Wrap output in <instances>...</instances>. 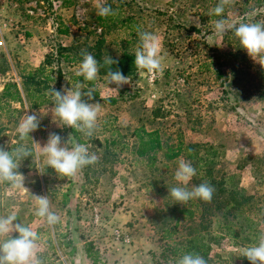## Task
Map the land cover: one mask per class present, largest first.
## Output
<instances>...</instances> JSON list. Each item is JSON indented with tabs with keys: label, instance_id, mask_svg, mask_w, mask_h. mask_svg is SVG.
Segmentation results:
<instances>
[{
	"label": "rangeland",
	"instance_id": "rangeland-1",
	"mask_svg": "<svg viewBox=\"0 0 264 264\" xmlns=\"http://www.w3.org/2000/svg\"><path fill=\"white\" fill-rule=\"evenodd\" d=\"M103 2L114 14L99 16L98 0H0V147L11 151L23 144L30 152L18 168L28 191L0 184V215L15 214L17 222L36 232L40 264H90L81 251L87 242L103 264H160V232L171 227L176 210L188 204H177L168 193L181 186L174 173L183 155L172 161L163 158L165 149L180 140L185 146L218 150L215 167L238 176L239 187L264 219V65L239 48L232 30L217 35L213 23L264 21V0H231L222 17L212 14L219 0ZM140 30L157 36L165 57L162 74L135 69L118 93L108 89L104 70L92 82L77 75L82 51L97 59L99 70L109 66L106 55L116 61L124 54L134 57ZM56 44L65 50L63 61L54 57ZM213 50L220 56L219 66L213 62ZM38 67L44 75L51 71L53 78L59 73V90L83 83L82 91L92 97L82 99L100 106L92 135L77 134L79 143L90 145L96 161L71 177L47 168L46 157L32 143L43 147L51 133L61 136L62 146L67 142L71 148L77 142L55 123L49 96L53 83L33 110L19 107L13 88L7 87L15 84L10 82L14 74L22 78ZM217 69L224 73L220 80ZM26 113L36 114L40 123L21 141L17 129ZM138 127L158 131L162 149L152 162L132 153V132ZM192 187L187 185L188 190ZM66 191L63 208L60 200ZM33 196L48 197L50 211L59 217L54 226L35 215ZM176 230L189 231V221H180ZM258 231L264 235L263 223ZM66 233L75 247L72 256H66L68 249L61 245ZM248 246L219 240L211 245L206 264H249L241 252Z\"/></svg>",
	"mask_w": 264,
	"mask_h": 264
},
{
	"label": "clouds",
	"instance_id": "clouds-1",
	"mask_svg": "<svg viewBox=\"0 0 264 264\" xmlns=\"http://www.w3.org/2000/svg\"><path fill=\"white\" fill-rule=\"evenodd\" d=\"M231 0H219V3L212 14L222 17L225 7ZM97 14L107 17L113 13L110 6L103 0H98ZM214 31L217 35H223L232 30L234 37L238 40L241 48L247 56L258 63L264 65V21L260 22H240L232 24L226 19H218L214 22ZM139 46L134 54V65L139 71L156 75L162 74L165 57L161 54L157 36L151 32L140 30L138 32ZM83 60L79 65L77 75L83 77L84 82L95 81L99 73L97 59L90 53L82 51ZM118 61L106 55L104 63L113 65ZM107 87L110 91L119 92V89L128 84L129 77L123 75L119 70L107 72ZM114 85L115 87H110ZM83 83L77 82L73 88L56 90L51 88L49 96L54 103V113L56 125L59 128H70L82 133L86 137L92 135L100 111L99 104L88 103L82 96L91 99V92L85 94L82 91ZM39 119L36 114L26 113L18 126V133L21 141L29 139V134L35 132L39 127ZM32 141V140H31ZM36 145L41 153L46 157L47 168H51L62 177H71L78 170L95 163V154H90V145L74 142L71 148L66 143L62 146L60 135L51 133L47 142L41 147ZM30 156L27 148L20 144L11 151H6L0 147V184L8 183L13 188H23L24 177L18 172L20 162ZM196 175V169L190 161L180 159L178 167L174 173V179L178 185L172 187L168 193L177 202L185 204L190 199L198 198L204 202H211L214 188L207 182L201 183L192 190L187 189V185ZM36 202L35 215L46 221L49 226H54L59 217L50 211V202L47 196H33ZM15 234V235H13ZM38 236L31 227L17 222L15 214L6 216L0 215V264H40L36 256V241ZM242 255L249 261V264H264V235L259 237L258 243L245 247L241 250ZM176 264H206L205 259L199 254L186 253Z\"/></svg>",
	"mask_w": 264,
	"mask_h": 264
},
{
	"label": "trees",
	"instance_id": "trees-1",
	"mask_svg": "<svg viewBox=\"0 0 264 264\" xmlns=\"http://www.w3.org/2000/svg\"><path fill=\"white\" fill-rule=\"evenodd\" d=\"M56 34L61 33L57 31ZM64 51L60 45L56 44L54 57L61 58L63 61L65 58L61 57L63 56L61 53ZM213 53L214 64L221 65L220 56L214 50ZM135 69L134 57L124 54L120 61L111 66L101 65L99 73L104 70L103 72L107 75L109 70H119L126 76ZM42 72L43 70L38 67L34 71L35 74H26L20 79L24 97L29 102L30 110L38 108L43 90L47 89L48 84L53 83V88L56 90H59L61 84L59 73H55L53 78L49 74L51 71L48 75L41 74ZM223 76V71L215 70L216 79L220 80ZM39 85L42 86V90L37 89ZM6 86L4 88L6 93L7 87H11L13 90L16 88L15 84ZM14 94L16 99L20 101L17 91ZM61 130L79 142L76 130L67 127L61 128ZM132 135L135 139L133 155L136 158L147 159L152 162L155 152L162 149L158 131H145L142 127H138L133 130ZM180 155H183L186 161H190L196 169V175L190 181L193 186L192 189L207 182L214 188V193L211 202L194 198L188 201L187 206L176 210L178 216L174 219L173 225L162 229L159 235V240L162 242L158 255L160 264H175L186 253L199 254L206 261L211 245L219 240H227L231 246L257 244L260 236L258 227L262 223L264 224V219H260L258 216L260 208H256L252 203V197L239 187L237 175H227L220 168L215 167L220 156L219 151L209 145L185 146L180 140H177L174 147L165 149L163 158L172 161ZM67 200L68 192L66 191L61 195L60 200V205L63 208L66 207ZM66 215L69 217V209H66ZM180 221H189V231L178 234L176 228ZM68 222L66 220L67 226ZM61 245L68 249L65 251L66 256H72L75 253V247L72 245L68 233L61 236ZM81 251L90 264H103L98 251L93 248L90 242L84 243ZM151 260H154L153 256Z\"/></svg>",
	"mask_w": 264,
	"mask_h": 264
},
{
	"label": "crops",
	"instance_id": "crops-1",
	"mask_svg": "<svg viewBox=\"0 0 264 264\" xmlns=\"http://www.w3.org/2000/svg\"><path fill=\"white\" fill-rule=\"evenodd\" d=\"M12 18H13L12 16H11V18L9 17V19H12ZM48 27L49 28L51 27V30H52L51 24L48 25ZM14 75H15L14 79H12V80L10 79V82L11 81L14 82L15 86H16V88H15V90H13V92L17 91V94H18V97H19V100H20V101L17 100V104L19 105V107H22L23 109H27V107L29 108V102H27L25 100L24 91H23V88H22L21 82H20L21 78H19V76H17L16 74H14ZM21 75L23 76V73H21ZM26 103H27V105H26Z\"/></svg>",
	"mask_w": 264,
	"mask_h": 264
},
{
	"label": "built area",
	"instance_id": "built-area-1",
	"mask_svg": "<svg viewBox=\"0 0 264 264\" xmlns=\"http://www.w3.org/2000/svg\"><path fill=\"white\" fill-rule=\"evenodd\" d=\"M1 44H2V43H1V41H0V46H1Z\"/></svg>",
	"mask_w": 264,
	"mask_h": 264
}]
</instances>
